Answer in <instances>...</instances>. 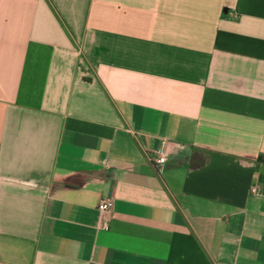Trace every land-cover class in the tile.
Wrapping results in <instances>:
<instances>
[{
    "label": "crops",
    "instance_id": "0c3cea01",
    "mask_svg": "<svg viewBox=\"0 0 264 264\" xmlns=\"http://www.w3.org/2000/svg\"><path fill=\"white\" fill-rule=\"evenodd\" d=\"M0 264H264V0H0Z\"/></svg>",
    "mask_w": 264,
    "mask_h": 264
},
{
    "label": "built area",
    "instance_id": "2783aa9c",
    "mask_svg": "<svg viewBox=\"0 0 264 264\" xmlns=\"http://www.w3.org/2000/svg\"><path fill=\"white\" fill-rule=\"evenodd\" d=\"M166 159H167V156H166L165 152L163 151V149H160L158 151L157 157L155 158L156 163L157 164H163L166 161ZM251 191H252V193H260L261 192V190H260V188L258 186H253L251 188ZM112 205H113L112 201L103 200L99 204L98 209L100 210L101 213H106V212H109L112 209ZM103 227L107 228L108 227V223L105 222L103 224Z\"/></svg>",
    "mask_w": 264,
    "mask_h": 264
}]
</instances>
